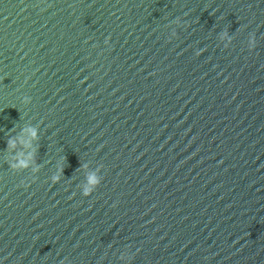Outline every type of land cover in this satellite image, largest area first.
<instances>
[{"label":"water","instance_id":"1","mask_svg":"<svg viewBox=\"0 0 264 264\" xmlns=\"http://www.w3.org/2000/svg\"><path fill=\"white\" fill-rule=\"evenodd\" d=\"M0 264H264V0H0Z\"/></svg>","mask_w":264,"mask_h":264},{"label":"clouds","instance_id":"2","mask_svg":"<svg viewBox=\"0 0 264 264\" xmlns=\"http://www.w3.org/2000/svg\"><path fill=\"white\" fill-rule=\"evenodd\" d=\"M179 21H177L178 23ZM225 37L227 34L225 33ZM255 45V39L252 38L250 40V46ZM30 98L24 97V103H29ZM39 138V129L36 126H26L21 129V133L18 136L10 137L8 141L9 150L17 149L18 146L20 150L16 153L15 163L11 165L13 169H22L24 167H31L33 172L39 171V165L34 163L35 160V146L33 145V141ZM28 149V151H25ZM59 181V176L53 177V182ZM101 182V177L98 175V172H91L87 177V186L83 189V194L85 196L90 195L96 186H98Z\"/></svg>","mask_w":264,"mask_h":264}]
</instances>
